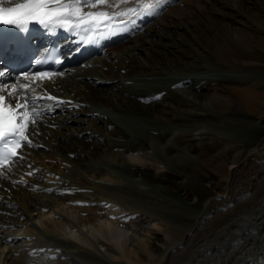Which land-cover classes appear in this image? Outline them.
<instances>
[{"label": "bare ground", "instance_id": "obj_1", "mask_svg": "<svg viewBox=\"0 0 264 264\" xmlns=\"http://www.w3.org/2000/svg\"><path fill=\"white\" fill-rule=\"evenodd\" d=\"M148 16L153 23L109 53L130 45L123 57L61 83L64 98L103 110L82 108L56 119L57 129L40 127L47 149L32 152L24 165L34 164L39 177L17 189L7 184L11 193L0 191V264H264V172L247 194L218 208L219 196L202 201L182 173L183 157L170 154L180 137L201 141L203 132L169 133L177 141L170 149L163 134L157 143L144 141L105 113L177 127L207 121L208 106L227 109L219 81L208 76L192 78L183 91L131 86L124 78L161 76L171 68L199 71L203 56L230 67L264 62V0H165ZM195 39L200 57L187 62ZM229 88L241 107L264 115V88ZM105 91L108 100L96 95ZM252 143L259 152L264 129Z\"/></svg>", "mask_w": 264, "mask_h": 264}, {"label": "rangeland", "instance_id": "obj_2", "mask_svg": "<svg viewBox=\"0 0 264 264\" xmlns=\"http://www.w3.org/2000/svg\"><path fill=\"white\" fill-rule=\"evenodd\" d=\"M234 27L238 28L236 25ZM178 33L180 35L182 34V31H179ZM191 34L193 37H196L193 32ZM200 34L201 40L206 39L205 35H202L203 33ZM187 35L189 37L192 36L189 32ZM174 38L180 39L177 35ZM183 38L185 39V36ZM199 39H195V41H193L195 46L192 45L190 47L192 53L190 54L191 56H187V62H195L196 59L200 57L199 54L194 56V53H199L197 51V46L200 44ZM149 41L150 39L148 42ZM170 41H174V39ZM160 42L168 43V41H164L162 39ZM128 50H131L130 45L127 49H124V52H120L121 54H109L110 56H108V60L105 61H111L112 58L117 56L123 57ZM101 61H103L102 63L104 66L105 61L103 59L97 60V62ZM200 61L202 62L201 65L203 67H201V70L199 71L191 69L189 71L177 72L175 69L171 68L168 72H164L161 76L157 75L151 78L148 75L141 77L135 76V78L134 76H130L125 78L123 77L125 79L123 80L124 82L126 81V84H131V86L139 85L144 88L156 90L182 89L181 91H183L186 89L187 84L192 82V78L194 77L202 78V76H208L210 78L217 79L219 81L218 84L220 85L218 86V95L223 96L224 99L227 100L228 105L225 102L227 109L224 110H222L220 106H208L207 114H209V117H207V121L203 119L194 124V126L180 124L177 125V127H169V125H158L148 117L141 119L133 118L136 116L132 117L124 112H122L123 114L113 113L107 109V111L105 110V113L132 136L143 140L146 139L144 141H148L150 139L156 142L160 139L159 134H163V139H161V141L163 144L168 142L170 149L173 148L171 145H176L177 141L175 140L174 142L172 139L173 137H170L169 133L171 134L175 131L176 133L181 132L184 135L190 136L203 132V137H199L201 141H185L182 137H180L179 149H177L178 151H171L170 154L172 153V155H179L180 157H183L180 159L184 162L182 173H185L190 183H192L190 186L194 189L200 190L199 193L205 196L202 198V201L206 202L205 199H207L208 195L211 199H216V197L219 196L214 202L218 208H222L228 206V204H232L235 200L247 194L251 187L258 185L259 177L264 172V150L261 148L264 146V143L258 147L259 152L254 151L255 149L253 150V148L251 149V146H253L251 145L253 144L252 142H255L256 137L258 138L261 136L264 129V115L261 112L253 113L241 107L242 105H240V101L236 97L231 96V93L226 89H230V85L237 86L245 83H254L260 89L264 88V62L258 61L255 66L247 68L245 66L230 67L221 61H217L218 64H216L215 59H210L209 57L207 58L204 56L200 58ZM138 64L140 66L141 62H136V65ZM146 68L150 69L148 65H146ZM93 70H88L86 73L90 74ZM65 86L66 85L64 84V87L61 88L65 89ZM208 93L212 94L213 91ZM103 94L106 95L103 96ZM108 94L106 91L96 93L97 96L100 95V99L104 97L105 100H108ZM93 104L88 105L93 106L92 108L96 110H103V108H100L101 106L99 107L97 104ZM74 126H77L78 128L80 127L78 125ZM165 137L169 138L165 140ZM158 152V154L162 156L165 154V150H158Z\"/></svg>", "mask_w": 264, "mask_h": 264}, {"label": "snow or ice", "instance_id": "obj_3", "mask_svg": "<svg viewBox=\"0 0 264 264\" xmlns=\"http://www.w3.org/2000/svg\"><path fill=\"white\" fill-rule=\"evenodd\" d=\"M128 2L129 0H0V23L23 28L28 21L35 20L50 30L65 28L77 34H95L105 29L111 32L134 23L136 18L155 13L165 0H141L139 6L116 10L119 5ZM97 5L105 6L108 10L101 11L97 9ZM83 8L96 10L84 12ZM83 38L89 37L85 35ZM7 76V70L0 69V79H6ZM39 76L50 79L51 74L39 73ZM23 79L24 83L19 88L16 83H0V166L7 160L22 163V149L34 146L27 130L31 127L32 134H38L35 132L37 121L44 112L39 101L61 102L47 94L46 90L44 94L29 95L27 90L35 81L29 80L27 75Z\"/></svg>", "mask_w": 264, "mask_h": 264}]
</instances>
